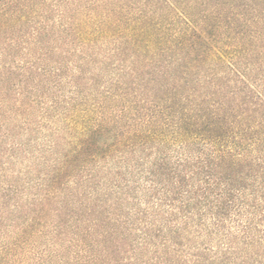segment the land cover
I'll use <instances>...</instances> for the list:
<instances>
[{
  "label": "trees",
  "instance_id": "16d2710c",
  "mask_svg": "<svg viewBox=\"0 0 264 264\" xmlns=\"http://www.w3.org/2000/svg\"><path fill=\"white\" fill-rule=\"evenodd\" d=\"M0 264H264V0H0Z\"/></svg>",
  "mask_w": 264,
  "mask_h": 264
}]
</instances>
